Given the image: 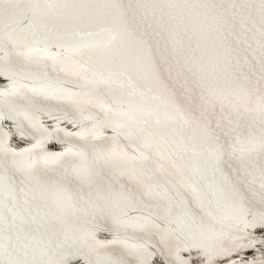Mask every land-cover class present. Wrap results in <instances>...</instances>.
I'll use <instances>...</instances> for the list:
<instances>
[{
  "label": "snow or ice",
  "instance_id": "1",
  "mask_svg": "<svg viewBox=\"0 0 264 264\" xmlns=\"http://www.w3.org/2000/svg\"><path fill=\"white\" fill-rule=\"evenodd\" d=\"M0 264H264V0H0Z\"/></svg>",
  "mask_w": 264,
  "mask_h": 264
}]
</instances>
